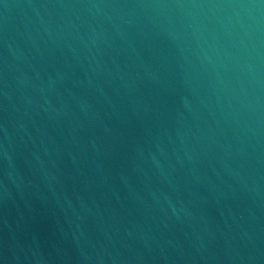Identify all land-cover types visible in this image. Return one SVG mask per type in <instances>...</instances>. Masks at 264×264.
<instances>
[{"label":"water","instance_id":"obj_1","mask_svg":"<svg viewBox=\"0 0 264 264\" xmlns=\"http://www.w3.org/2000/svg\"><path fill=\"white\" fill-rule=\"evenodd\" d=\"M0 264H264V0H0Z\"/></svg>","mask_w":264,"mask_h":264}]
</instances>
